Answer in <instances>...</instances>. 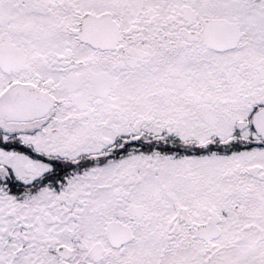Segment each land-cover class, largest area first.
I'll return each instance as SVG.
<instances>
[{"label": "snow or ice", "instance_id": "obj_1", "mask_svg": "<svg viewBox=\"0 0 264 264\" xmlns=\"http://www.w3.org/2000/svg\"><path fill=\"white\" fill-rule=\"evenodd\" d=\"M0 264H264V0H0Z\"/></svg>", "mask_w": 264, "mask_h": 264}]
</instances>
